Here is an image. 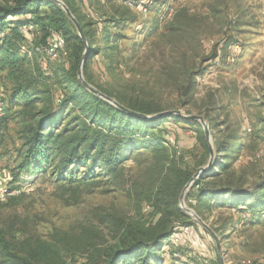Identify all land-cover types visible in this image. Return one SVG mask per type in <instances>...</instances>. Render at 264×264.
Wrapping results in <instances>:
<instances>
[{
  "label": "rangeland",
  "instance_id": "obj_1",
  "mask_svg": "<svg viewBox=\"0 0 264 264\" xmlns=\"http://www.w3.org/2000/svg\"><path fill=\"white\" fill-rule=\"evenodd\" d=\"M58 1L67 8L66 2L71 5L73 13L69 11L87 33L85 78L93 89L123 103L196 117L199 125L190 127L170 118L145 130L134 138L136 146L123 151L127 160L114 171L95 169L91 184L78 180L89 165L75 171L73 186L64 190L49 173L21 174L13 182V161L33 112L31 106L15 100L14 91L34 80L40 83L35 85L37 90L48 85L57 96L53 85L68 67L75 46L60 32L50 30L45 36L30 25L32 30L17 45L18 54L26 59L18 79H7L6 69L0 68V97L7 118L0 150V193L6 191L0 199L4 240L0 264H104L107 251L121 244L128 224L135 225L136 231L153 226L159 215L152 204L154 193L165 180L174 183L176 171L187 170L189 183L201 168L210 166L204 173L209 175L220 171L214 162L231 163L219 178L202 182L221 186L230 180L245 189L264 180V0ZM4 2L0 0V5ZM153 6L162 15L157 24L156 9H149ZM47 10L44 4L39 7V12ZM176 12L184 17L181 23L180 18L170 20ZM182 26L185 31L179 30ZM47 45L58 50L56 61L43 53ZM188 74L194 75V87L187 95ZM204 127L210 154L198 140ZM226 136L237 138L243 147L223 162L216 154L217 142ZM191 183L183 204L180 195L186 185L180 190L177 207L196 225L185 226L191 228L189 234L175 229L172 236L178 234L181 240L164 242L157 264H200L203 259L207 264L242 260L263 264L264 214L249 221L233 205L219 204L226 197L207 198L197 206L190 197ZM163 199L161 209L167 196ZM183 205L214 233L220 250ZM193 236L199 238L195 244Z\"/></svg>",
  "mask_w": 264,
  "mask_h": 264
},
{
  "label": "trees",
  "instance_id": "obj_2",
  "mask_svg": "<svg viewBox=\"0 0 264 264\" xmlns=\"http://www.w3.org/2000/svg\"><path fill=\"white\" fill-rule=\"evenodd\" d=\"M0 5V68L6 69V78L12 81L18 79V73L26 59L18 54L17 45L23 38L20 29L29 25L38 27L45 36L50 30L60 32L68 42H72L73 53L68 67L58 75L55 87L56 95L48 85L44 89L37 90L34 80H29L23 87H18L15 92V100H20L23 106H31L28 125L24 129L22 146L15 154L12 166L13 182H17L21 174L52 176L59 187L64 190L66 186H73L76 176L75 171L83 165H89L79 181L91 184L96 177L95 169L114 171L127 160L123 155L126 148L136 146L134 138L145 130L154 129L159 123L173 119L183 122L187 126H198V122L192 118H183L180 115L171 114L153 119H141L127 114L114 107L98 95L91 92L87 86L89 81L85 78V65L82 63V55L86 46L76 31V27L67 17L66 13L51 0H2ZM48 7L47 11L39 12L42 5ZM72 12L71 5L67 4ZM157 7H150V10ZM154 24L160 21L161 11L155 10ZM73 13V12H72ZM179 12L171 17V21H177ZM166 15V13H165ZM27 16H34L32 19ZM158 16V17H157ZM178 16V17H177ZM178 23H181V19ZM85 40L88 39L84 32V26L77 19ZM185 26L180 31H185ZM92 47L94 44L88 41ZM90 55L92 49H88ZM88 55V56H89ZM82 63V66H81ZM82 74V80L80 77ZM189 80L185 88L186 94L193 92L194 75H187ZM46 80H49L48 78ZM45 84V83H43ZM91 87V86H90ZM109 97L104 91H99ZM29 93V94H28ZM115 101L129 111L142 115L164 114L141 103L125 102L119 99ZM41 104L39 109L37 105ZM65 109V111H64ZM6 110V109H5ZM211 126V123L209 124ZM7 127V118H0V150L4 144L3 131ZM206 153L210 154V147L205 132L198 137ZM217 142L216 154L223 162L232 157L243 146L237 138L231 136L221 137ZM151 146L155 143L150 141ZM0 151V160L2 159ZM236 155H233L235 157ZM220 169L217 173L210 171L201 178L194 180L190 197L199 206L203 200H221L220 205L231 204L240 210L243 217L254 221L264 214V180L249 188H242L239 184L228 180L224 185L217 183H203L204 178L217 179L227 172L231 163H217ZM177 179L174 183L164 181L157 187L153 196V207L159 215L153 226L148 230H137L133 224H128L123 231L119 246H116L106 254L104 264H157L160 258L158 251L169 241L175 229L196 225L191 218L177 207L180 190L188 183L191 174L187 170L176 171ZM223 172V173H222ZM100 173V172H99ZM77 188V187H75ZM67 191V189H66ZM167 196L165 208L161 209L163 196ZM191 199V200H192ZM208 199V200H209ZM4 242L0 236V243ZM157 253V254H156ZM23 264H28L27 262Z\"/></svg>",
  "mask_w": 264,
  "mask_h": 264
},
{
  "label": "water",
  "instance_id": "obj_3",
  "mask_svg": "<svg viewBox=\"0 0 264 264\" xmlns=\"http://www.w3.org/2000/svg\"><path fill=\"white\" fill-rule=\"evenodd\" d=\"M55 4L59 5L61 7V9L66 13L67 17L71 20V22L73 23V25L76 27L77 29V32H78V35L79 37L81 38V40L83 41V43L85 44L86 46V40L84 38V35L82 33V30L80 28V25L79 23L77 22V20H75V18L72 16L71 12L69 11V9L61 2H59L58 0H53ZM86 56H87V53L86 51L84 52L83 56H82V63L84 62V60L86 59ZM82 63H81V66H82ZM80 77H81V73H80ZM82 80V78H81ZM83 81V80H82ZM87 88L93 92L94 94L98 95L100 98L104 99L105 101H107L108 103H110L111 105H113L114 107L120 109L121 111L127 113V114H130V115H133V116H136V117H139L141 119H153V118H157V117H161V116H167V115H170L168 113H164V114H159L155 117H148L146 115H142V114H138V113H134L132 111H129L127 110L126 108H124L123 106H121L120 104H118L115 100H113L112 98L110 97H107L105 96L104 94L100 93L99 91L93 89L92 87L90 86H87ZM172 114H176V115H179L178 113H172ZM187 118H192V119H197L196 117H187ZM204 131H205V136L208 137V131H207V128L204 127ZM210 170V166H207V167H204V168H201L197 171L196 175H194L191 179V181L184 187V190L183 192L181 193L180 195V202L183 204V198L185 196V193L186 191L188 190V188L190 187V184H192L191 182H194V180L196 178H198L200 175L204 174V173H207L208 171ZM183 208L184 210H186L190 216H193L195 218L196 221H198L202 227H204L209 233L210 235L213 237L214 241L217 243L216 246H217V249L220 250V245L218 243V239L215 237L214 233L207 227V225H205L191 210L187 209L184 205H183ZM222 263V262H221Z\"/></svg>",
  "mask_w": 264,
  "mask_h": 264
},
{
  "label": "built area",
  "instance_id": "obj_4",
  "mask_svg": "<svg viewBox=\"0 0 264 264\" xmlns=\"http://www.w3.org/2000/svg\"><path fill=\"white\" fill-rule=\"evenodd\" d=\"M169 15H171V13H169ZM29 26L21 28L20 33L22 35H24V34H26V32H29V30H32V27H29ZM1 36H3V35L0 34V37ZM20 50L24 54H27V55L30 54L29 51H27V49L24 46H20ZM42 51H43V53H45V55L49 61H56L59 57V52L53 45H47L44 49H42ZM5 109H6L5 102L3 101L2 97H0V118L3 117ZM5 193H6V191H2L0 193V199L5 197V195H6ZM180 230H181L182 234H189L191 232L190 227H183V228H180ZM170 240L173 241L175 244H177L181 240V237L178 234H176V235H173ZM191 240H192L191 241L192 244H195L196 242L199 241V238L197 236H193ZM200 264H207V261L205 259H203ZM240 264H251V261L250 260H242L240 262Z\"/></svg>",
  "mask_w": 264,
  "mask_h": 264
}]
</instances>
